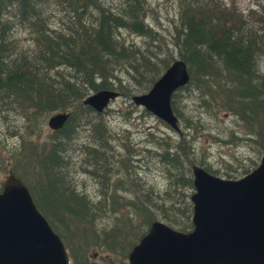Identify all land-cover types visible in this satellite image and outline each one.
Returning a JSON list of instances; mask_svg holds the SVG:
<instances>
[{"label":"trees","instance_id":"1","mask_svg":"<svg viewBox=\"0 0 264 264\" xmlns=\"http://www.w3.org/2000/svg\"><path fill=\"white\" fill-rule=\"evenodd\" d=\"M178 1L179 19L166 37L146 23L147 0H0V113L13 109L25 122L19 130L7 129L18 135L20 146L0 149V174L14 173L26 184L72 259L75 252L83 256L90 247L128 251L155 219L188 231L191 167L216 172L192 159L188 136L180 132L175 145L169 137L162 144L155 140L162 148L155 156L165 165L164 191L147 181L141 182L142 188L133 182L124 188V174H129L124 155L115 154L117 146L111 144L103 114L83 103L89 94L112 89L132 100L181 58L190 78L173 93L171 105L185 129L198 131L184 121L177 106L179 91L186 90L195 93L197 104H206L212 116L239 117L243 136L255 135L256 152L264 151V0H249L253 6L246 12L235 0ZM18 27L29 37L26 44L13 38ZM122 31L140 36L141 44L126 41ZM154 42L162 49L158 56L149 50ZM60 112L69 113L61 129L42 143L32 139L50 115ZM83 129L89 131L88 142L75 145L84 155L79 162L87 158L86 172L100 182L95 199L88 197L87 189L71 185L63 166L54 163L69 130L75 131L76 140ZM123 141L130 142L128 137ZM123 148L126 154L132 151L129 145ZM118 192L137 195L140 208ZM115 196L124 200L115 203ZM93 202L108 208L109 218L123 229L112 243L88 218Z\"/></svg>","mask_w":264,"mask_h":264},{"label":"water","instance_id":"2","mask_svg":"<svg viewBox=\"0 0 264 264\" xmlns=\"http://www.w3.org/2000/svg\"><path fill=\"white\" fill-rule=\"evenodd\" d=\"M186 63L176 58L144 93L132 101L180 132L172 94L189 82ZM119 96L102 89L83 103L102 112ZM68 112L52 114L47 125L61 129ZM192 230H175L161 221L135 245L128 264H264V151L259 164L237 179L192 165ZM0 264H69L66 248L37 208L29 189L14 173L0 191Z\"/></svg>","mask_w":264,"mask_h":264},{"label":"rangeland","instance_id":"3","mask_svg":"<svg viewBox=\"0 0 264 264\" xmlns=\"http://www.w3.org/2000/svg\"><path fill=\"white\" fill-rule=\"evenodd\" d=\"M147 2L148 16H146L148 18H146V23L149 26H155L161 34L168 37L179 19V17L177 19V15L180 14L179 1L147 0ZM235 4L239 10L244 12L250 6H253L249 0H235ZM122 34L126 41L141 44L140 36L129 35L128 31H122ZM13 38L18 41L20 40L22 44H26L29 37L26 31L18 27L14 31ZM150 46L149 50L152 56L161 54L162 49L158 44L154 42ZM142 51H146V49H142ZM261 65L264 68V64ZM179 93L177 106L184 121L192 124L195 127L194 129L198 130L197 132H193L185 129L184 124L180 121V132L188 136L191 144L189 146L193 148L195 156L191 155V157L196 163H202L205 167L210 166L216 171L215 175L223 178L230 177L231 179L242 177L246 171L248 173L258 165L262 152H256L257 146L255 143L257 138L255 135L243 136V126L239 117L240 120L236 116L229 114L212 116V114L206 112V107H208L206 104H197L195 93L187 92L186 90L179 91ZM102 114L103 118L107 121L110 136L113 138L111 144L117 146L115 147V154L124 155L125 166L129 170L128 175L120 172V174L125 175L122 186L126 188L133 182V184H137L139 188H142L141 182L147 181L150 185L156 187L157 190L164 191L167 182L165 165L159 162L155 156L157 150H162L160 146L156 145L155 140L159 139L162 144L164 142L163 139L169 137L171 144L175 145L181 136L180 132H176L157 116L141 106L134 105L131 99L122 95L114 99ZM47 120L45 121V125L40 130L35 131V135L32 136V139H36L39 143H42L53 132L48 127ZM23 122V117L15 110L1 111L0 149L5 151L7 147L19 148L20 140L17 137L18 135L7 133V129L11 131L19 130L22 128ZM69 131V137L65 140L67 141L65 146L63 143L58 146L59 158L55 159L54 163L55 165L63 166L62 169L66 171L71 185L79 190L87 189L86 194L91 195L88 197L95 199L101 190L100 182L97 178L86 172L90 169L87 158L84 159L86 162H79L84 155L80 151L81 146L75 145L83 142L87 143L86 136L89 135V131L85 129L79 130L76 140H74L75 131ZM103 136L104 138L106 137L105 134ZM124 137H128L130 142L123 141ZM124 145L132 147V151L128 148L130 153L126 154L128 151L124 150ZM62 154L63 156L60 157ZM116 158L117 156H114V159ZM56 170L54 168L52 173L54 172L53 174H55ZM6 174H0V185ZM114 178L120 177L114 175ZM41 193H43V190ZM118 193L123 198L127 197V199H131L133 203H139L137 208H140L141 201L137 202V195L134 193ZM146 193L143 192L140 195L142 196ZM115 200H117L115 203H118L124 199L115 196ZM90 207L92 209L88 217L91 219L90 222L95 228L100 226L106 239L111 243L114 242V238H117L118 235L120 236L121 231H123L122 227L120 228L118 222L117 224L113 223L109 218L110 213L107 212L108 208L101 207L97 202L90 203ZM95 249L94 247H90L88 252L92 253Z\"/></svg>","mask_w":264,"mask_h":264},{"label":"flooded vegetation","instance_id":"4","mask_svg":"<svg viewBox=\"0 0 264 264\" xmlns=\"http://www.w3.org/2000/svg\"><path fill=\"white\" fill-rule=\"evenodd\" d=\"M155 220L150 221L147 229L143 232V234L138 238L137 242L131 246L128 251H108L105 249H100L98 246L92 253H89L88 250L83 254L75 255L72 259L70 257V264H128L129 262V254L132 248L141 240L144 234L148 233L152 223Z\"/></svg>","mask_w":264,"mask_h":264},{"label":"bare ground","instance_id":"5","mask_svg":"<svg viewBox=\"0 0 264 264\" xmlns=\"http://www.w3.org/2000/svg\"><path fill=\"white\" fill-rule=\"evenodd\" d=\"M147 18H148V17H147ZM146 21H147V20H146ZM179 59H181V58H179ZM183 61H184V60H183ZM184 62H185V61H184ZM185 63H186V62H185ZM118 92H119V91H118ZM175 92H176V91H175ZM175 92H174V93H175ZM119 95H120V93H119ZM115 99H116V98H115ZM112 101H113V100H112ZM199 166H200V165H199ZM201 167H203V166H201ZM203 168H204V167H203ZM26 187H27V186H26ZM27 188H28V187H27ZM166 224H167V223H166ZM167 225L170 226L169 224H167ZM170 227L173 228L172 226H170ZM173 229L177 230L176 228H173ZM121 232H122V231H121ZM139 242H140V241H139ZM139 242H138V243H139ZM138 243H137V244H138ZM137 244H136V245H137Z\"/></svg>","mask_w":264,"mask_h":264}]
</instances>
